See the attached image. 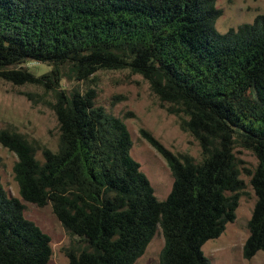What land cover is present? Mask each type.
<instances>
[{"label":"trees","instance_id":"16d2710c","mask_svg":"<svg viewBox=\"0 0 264 264\" xmlns=\"http://www.w3.org/2000/svg\"><path fill=\"white\" fill-rule=\"evenodd\" d=\"M222 13L216 0H0V76L53 93L60 145L43 146L40 159L12 128H0V143L18 157L21 197L51 204L68 232L69 264H135L159 227V264H212L203 246L236 219L243 171L257 196L243 255L264 251V15L220 33ZM30 61L51 69L18 67ZM122 69L148 80L201 146L196 161L141 128L174 176L162 200L131 154L124 118L97 105L93 87L63 88L64 78ZM239 147L255 154L254 169L241 166ZM52 255L51 235L0 177V264H49Z\"/></svg>","mask_w":264,"mask_h":264},{"label":"rangeland","instance_id":"374dc122","mask_svg":"<svg viewBox=\"0 0 264 264\" xmlns=\"http://www.w3.org/2000/svg\"><path fill=\"white\" fill-rule=\"evenodd\" d=\"M216 6L223 11L216 22L220 33L252 23L258 15H264V0H216ZM18 67L37 73L51 69L50 65L35 61ZM62 84L67 90L80 89L82 92L89 87L95 88L97 105L103 106L109 114L124 118L133 140L131 154L141 163L159 199H165L170 193L174 176L166 159L142 136L141 128L149 130L176 154H190L196 161L201 160L199 141L181 129L179 117L168 112L142 75L132 73L130 69L99 70L89 80L64 78ZM54 100L53 93L43 86L16 85L0 76V128H12L24 134L36 146L37 157L43 159V146L56 151L60 145L59 122L52 107ZM236 154L239 161L243 160L241 166L254 169L258 165V159L251 150L239 147ZM17 160L16 153L0 143V177L4 187L10 196L22 199L26 217L51 235L53 255L49 264H69L64 248L71 244V238L51 204L41 207L21 197L14 173ZM241 177L245 188L240 196L236 219L227 224L220 237L210 239L203 246L212 264H264V251L250 259L243 255L249 235L248 223L257 196L250 183L251 176L243 171ZM227 194L233 192L228 191ZM163 246L164 236L159 227L146 252L135 264H159Z\"/></svg>","mask_w":264,"mask_h":264}]
</instances>
